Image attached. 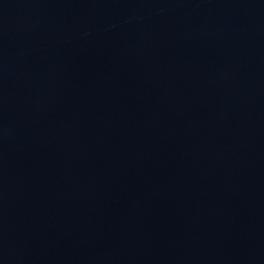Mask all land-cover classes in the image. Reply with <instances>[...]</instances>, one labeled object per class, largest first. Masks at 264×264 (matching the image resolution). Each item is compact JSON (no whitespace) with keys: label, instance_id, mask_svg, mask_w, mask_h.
Listing matches in <instances>:
<instances>
[{"label":"water","instance_id":"1","mask_svg":"<svg viewBox=\"0 0 264 264\" xmlns=\"http://www.w3.org/2000/svg\"><path fill=\"white\" fill-rule=\"evenodd\" d=\"M0 264H264V0H0Z\"/></svg>","mask_w":264,"mask_h":264}]
</instances>
